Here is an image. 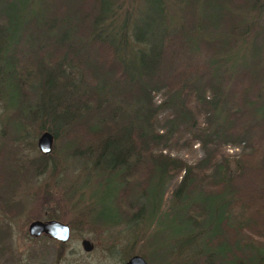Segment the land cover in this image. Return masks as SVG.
Wrapping results in <instances>:
<instances>
[{
    "label": "trees",
    "instance_id": "obj_1",
    "mask_svg": "<svg viewBox=\"0 0 264 264\" xmlns=\"http://www.w3.org/2000/svg\"><path fill=\"white\" fill-rule=\"evenodd\" d=\"M230 1L234 6L233 1L238 0ZM2 2L3 8L12 7L9 0ZM51 2L60 5L47 11L49 23L45 15L40 18L35 14L38 18L34 23L44 22L45 30L52 33L47 39L50 43L44 39L34 47L41 59L31 65L27 63L30 50L24 47L25 40L19 36L3 49L0 58L8 64L19 88L16 118L20 115L34 119L47 117L67 132L84 124L90 132L101 127L107 133L98 141L92 166L105 176L96 183L102 184L106 178V185L109 179L116 189L107 193L110 186H106L104 197L110 206L98 208L93 203L88 209V219L104 225L123 223L130 237L136 240L140 235H147L150 240L161 231L165 235L157 237V241L162 238L169 243L162 252L165 261L170 254L181 251L191 256L192 262L187 264H250L255 258L258 263L262 262L264 254L259 250L264 246L248 248L250 245L246 246L243 239L251 241L250 233L263 236L264 231L261 141L264 132L252 144L256 151L255 167H248L246 172L245 164L240 161L246 157L235 161L237 170L230 174L222 169L227 158L217 159V154L222 143L244 147L253 128L264 126V86L246 85L235 91L241 78L226 83L224 73L228 68H223L213 57L198 63V67L187 52L197 51L203 45L214 55L225 51V45L222 40L200 37L192 41L194 37H188L182 28L170 30L163 25L161 16L166 14L169 0H154L143 20L132 18L128 7L131 0H125L122 11L123 1L118 0ZM25 5L26 0H19V6L13 10ZM231 15L230 11H217L199 27L218 26L224 33V24ZM0 18L3 21L1 12ZM192 24L190 21L188 28ZM26 28L27 25L11 27V33L24 32ZM28 66L32 68L31 73L26 69ZM245 66L243 73L254 81L256 69ZM31 75L35 85H25V79ZM162 90L167 93L166 101L154 105V94ZM89 99L105 104L99 123L89 122L93 110L84 108ZM191 99L204 112L205 127H198V110L191 112L187 107ZM167 107L170 116L163 122L164 130L159 132L155 129V117ZM244 121L252 125L242 127ZM181 126L204 152L196 165L162 152ZM45 132L55 135V129ZM68 139L64 150H73L76 156L82 139ZM74 158L83 165L88 161L84 155ZM36 160L44 162L42 158ZM40 162L29 161L25 165L31 172ZM206 168L212 169V177L203 174ZM239 169H243L241 178ZM174 177L177 183L172 188L170 182ZM84 183L89 184V177H85ZM198 195L211 197V204L203 207L194 203L193 198ZM95 196L91 195L92 201ZM165 201L170 205H165ZM234 202L245 214L239 226L230 225L224 215ZM193 209L198 211V216L193 215ZM173 212H178L182 220L177 231L171 224L159 225L162 220H170ZM147 224L151 226L147 233L140 232V226ZM240 227L249 232L243 239Z\"/></svg>",
    "mask_w": 264,
    "mask_h": 264
},
{
    "label": "rangeland",
    "instance_id": "obj_2",
    "mask_svg": "<svg viewBox=\"0 0 264 264\" xmlns=\"http://www.w3.org/2000/svg\"><path fill=\"white\" fill-rule=\"evenodd\" d=\"M122 1L121 11L126 6L125 0H118V2ZM153 2L154 0H131L128 7L132 18L143 20L151 8L149 5ZM169 2L166 6V14L161 16L163 25L170 27V30L174 27L177 30L182 28L188 37H194L192 41L196 39L195 37H200L222 40L225 45V51L216 52L217 54L214 55H211L212 52L203 45H199L197 51L187 52L197 61L198 67H200L198 63L203 64L213 57L218 63L224 65L223 68H228V72L224 73V81L228 80L226 83L231 84L236 78L239 77L238 80L241 78L240 86L235 88V91L246 85H252L253 88H256V85L264 86V0H238L233 1L234 6L231 5L230 0H169ZM3 3L0 4L3 18V21L0 18V55L4 48L9 47L10 41L19 36L25 40L24 47L30 50L27 57L31 63H27L31 65L41 59V56L34 52L35 45L44 39L49 42L47 39L52 36V33L45 30L44 22L35 24L34 20L38 18L37 15L40 18L45 15L49 23L50 17L47 11L60 3L55 4L51 0H26L25 7H19L16 11L13 8L19 6V0H9L12 7L7 9L3 8ZM217 11H230L232 14L224 24V33L218 26H211L208 29L199 27L201 23L205 24L206 17ZM7 14L10 15L6 16ZM10 17L12 18L9 21ZM190 21H193V24L188 28ZM23 25H27L24 32L12 31L11 33V27L21 28ZM245 65L256 69L254 81L249 75L246 76L243 73ZM8 68L5 60L0 58V171L3 172L0 180V224L8 227L7 233L10 234L8 238L10 245L6 247L5 258L0 260V264H21L22 261L23 264H111L123 262L132 255L142 256L147 264L192 262L191 256L181 251L170 254L165 261L162 252L169 247V243L162 238L157 241V237L165 235L164 233L161 235V231L150 240L147 235H140L136 240L130 237L123 223L114 226L104 225L88 219V209H91L93 203L98 208L110 206V201L108 202L104 195L116 189V185L109 179L106 185V178L102 184L96 183L105 176H101L102 173L96 172L94 165L92 166V160L98 150V141L107 133L101 130V127L95 132H90L86 130L84 124L71 127L67 132L64 128H59L56 121L47 117L34 119L20 115L17 119L19 88ZM26 69L32 72L30 66ZM26 79L25 85H35L33 75L27 76ZM166 98L167 93L162 90L154 94L152 101L154 105H157L166 101ZM187 107L191 112L198 110L196 114L198 127H205L204 112L200 111V106L191 99ZM84 108L93 110L89 122L99 123L101 119L99 116L105 111V104L98 103L96 99H89ZM170 112L167 107L157 113L154 124L159 132L164 130L163 122L170 116ZM245 124L249 123L244 121L242 127ZM47 129L51 131L55 129V135L52 137L49 153L44 154L39 152L36 142L39 135ZM237 129H239L238 126ZM262 132H264V126H255L244 147L228 143L220 144L217 159L225 157L228 160L227 164L222 163V169H227L225 171L230 174L235 173L237 170L235 161L242 156L246 157L240 160L245 164V172L248 167H255L256 151L252 144ZM74 137L82 139L83 144L80 149L77 148L79 151L77 155H84L87 158L88 161L84 165L80 160H75L74 157L77 155L74 156L73 150L67 152L64 150L68 144L67 140H70L68 138L73 140ZM261 141L264 146V137ZM166 144L162 150L163 153L181 159L191 166L196 165L204 156L198 141L191 139V134L185 131L183 126L179 127L176 136H173ZM79 157L83 159L82 156ZM38 158L44 159V162L36 160ZM29 161L41 162L30 172V167L25 165ZM20 164L23 166H19ZM242 173L243 169H239V178ZM203 174L212 177L214 172L212 173L211 168H206ZM85 177H89L88 185L84 183ZM176 183L177 178L174 177L170 187L174 188ZM106 186L107 188L110 186L108 191ZM93 194L96 195L94 201L91 199ZM12 202L14 204H11ZM193 202L204 207L211 204L212 198L198 195L193 198ZM166 204L170 205V202L165 201ZM193 210V215L198 216V211ZM178 214L173 212L170 220H162L159 225L171 224L177 231L182 224ZM224 215L227 216V222L230 225L239 226L245 214L243 208L234 202ZM36 219H55L67 224L68 238L61 242L43 235L30 237L26 231L27 225L31 220ZM142 226H140L142 228L140 232L147 233L151 228L148 224ZM239 233L242 239L243 235L249 234L248 230L242 227L239 228ZM262 234L263 236H259L250 233L251 241L243 239V243L247 244L246 246L250 245L248 248L252 249L264 246V231ZM82 239L90 242L91 248L88 251L82 248L80 244ZM259 252L264 254V249ZM250 264H264V259L258 263L255 258Z\"/></svg>",
    "mask_w": 264,
    "mask_h": 264
},
{
    "label": "water",
    "instance_id": "obj_3",
    "mask_svg": "<svg viewBox=\"0 0 264 264\" xmlns=\"http://www.w3.org/2000/svg\"><path fill=\"white\" fill-rule=\"evenodd\" d=\"M52 136L48 132H42L37 139V148L41 153H49L51 148ZM41 232H44L58 241H65L68 238L69 229L64 223L57 222L55 220H49L46 222L32 221L28 225V233L33 236H37ZM82 248L88 251L91 248V244L88 240L82 239L80 242ZM111 264H147L145 259L140 255H132L123 262H115Z\"/></svg>",
    "mask_w": 264,
    "mask_h": 264
},
{
    "label": "flooded vegetation",
    "instance_id": "obj_4",
    "mask_svg": "<svg viewBox=\"0 0 264 264\" xmlns=\"http://www.w3.org/2000/svg\"><path fill=\"white\" fill-rule=\"evenodd\" d=\"M11 204H14L13 202L11 203ZM3 205V204H2ZM4 206V205H3ZM5 206H9V205H5ZM37 221H41V222H46V221H49V220H55V219H46V220H39V219H36ZM32 221H35V220H31L30 222H32ZM55 221H57V222H60V221H58V220H55ZM29 222V223H30ZM29 223H28V225H29ZM60 223H62V222H60ZM65 224V223H64ZM4 224H0V260L1 259H4L5 258V254H4V252H6L7 251V248H8V246L10 245L9 244V240H8V238H9V235L10 234H8L7 232H9L8 231V227H6L5 225L3 226ZM28 225H27V229H26V231H27V234L30 236V237H38V236H40V235H43V236H45V237H47V238H49V239H51V240H56V239H54V238H52L51 236H49L48 234H46V233H44V232H41L40 234H38L37 236H33V235H30L29 233H28ZM67 225V224H66ZM68 226V225H67ZM68 229H69V226H68ZM5 241V243H3ZM57 241V240H56ZM7 247V248H6ZM14 259H15V257H14ZM24 262L22 261L21 262V264H23Z\"/></svg>",
    "mask_w": 264,
    "mask_h": 264
}]
</instances>
